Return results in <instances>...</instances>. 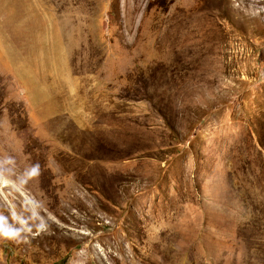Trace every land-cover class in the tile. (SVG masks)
<instances>
[{
  "label": "rangeland",
  "instance_id": "obj_1",
  "mask_svg": "<svg viewBox=\"0 0 264 264\" xmlns=\"http://www.w3.org/2000/svg\"><path fill=\"white\" fill-rule=\"evenodd\" d=\"M0 264H264V0H0Z\"/></svg>",
  "mask_w": 264,
  "mask_h": 264
}]
</instances>
